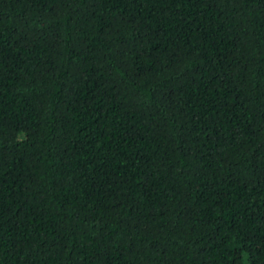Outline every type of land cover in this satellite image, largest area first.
Segmentation results:
<instances>
[{
	"label": "trees",
	"instance_id": "1",
	"mask_svg": "<svg viewBox=\"0 0 264 264\" xmlns=\"http://www.w3.org/2000/svg\"><path fill=\"white\" fill-rule=\"evenodd\" d=\"M0 264H264V0H0Z\"/></svg>",
	"mask_w": 264,
	"mask_h": 264
}]
</instances>
